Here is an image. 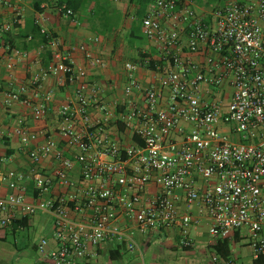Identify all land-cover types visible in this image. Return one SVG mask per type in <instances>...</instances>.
Segmentation results:
<instances>
[{"label": "built area", "instance_id": "built-area-1", "mask_svg": "<svg viewBox=\"0 0 264 264\" xmlns=\"http://www.w3.org/2000/svg\"><path fill=\"white\" fill-rule=\"evenodd\" d=\"M192 5L152 0L145 9L141 30L162 64L145 86L133 74L136 64L125 62L123 91L134 97L116 118L138 141L118 143L90 116V104L105 107L87 93L85 68L64 54L30 78L35 92L49 74L59 85H75V100L57 107L56 138L43 130V141L28 149L32 162L43 158V171L29 174L35 196L27 199L22 173L10 169L2 177L10 191L0 196L1 228L35 213L51 219L50 233L35 245L44 261L79 264L113 243L131 251L136 233L168 228L181 247H191L190 230L201 221L214 240L238 235L253 258L264 254V0H217L211 25ZM57 7L73 13L65 3ZM49 44L56 47V39ZM85 58L103 64L88 52ZM205 87L212 98L203 97ZM25 89L22 83L7 89L3 103L21 100ZM22 101L39 119L52 92ZM15 131L24 145L37 137L23 126Z\"/></svg>", "mask_w": 264, "mask_h": 264}, {"label": "crops", "instance_id": "crops-1", "mask_svg": "<svg viewBox=\"0 0 264 264\" xmlns=\"http://www.w3.org/2000/svg\"><path fill=\"white\" fill-rule=\"evenodd\" d=\"M10 1L9 6L0 2V196L10 191L8 179L2 177L8 170L13 169L25 176L26 197L31 200L35 192L29 174L35 167L43 171V158L38 163L32 162L28 156V149L43 141V130L56 138L57 107L61 103L75 100V85H59L56 77L49 74L39 80L35 92L29 83L30 78L54 61L57 53L64 54L73 66L84 67L87 93L92 101H98L105 107L102 110L90 104L87 108L90 116L102 120L115 141L127 144L132 140L130 133L124 129L119 130L116 125L117 112L134 97L125 95L123 91L128 74L124 64L128 61L135 63L133 74L146 86L154 82L157 71L149 70L140 64L142 55L148 54L158 62L157 66L162 62L158 47L148 40L141 30L142 15L152 0H86L81 7H77L81 0H68L70 4H74L70 16L63 15L58 9L60 0ZM203 2L204 0H193L192 6L197 14L203 17L205 23L211 25L213 18L209 9L212 5L206 2L202 5ZM28 19H34L41 29L54 34L56 47L50 46L49 50L48 46L37 45L24 49L27 42L20 37ZM183 26V36L186 37L188 28ZM4 28L5 31H2ZM15 50H19L20 53H15ZM85 52L100 58L103 64L94 66L88 64ZM194 58L200 61L202 57L196 54ZM19 83L26 86L21 94V100L13 101L10 106H6L3 103L4 92ZM204 89L203 97L212 98L207 87ZM47 91L52 92L50 109L44 117L34 119L31 104L25 103L22 99L33 103ZM19 126L36 132L37 137L28 145H24L21 136L15 131ZM37 214L40 215L39 213L28 215L26 229L33 227ZM48 224L46 234L51 231V219ZM4 231L3 229L2 234L0 233V238ZM149 236L157 240L164 237L165 248L151 247ZM190 237L193 245L190 249H183L178 243L176 230L172 228L152 230L147 234L136 233L135 248L128 251L121 245L117 260L124 255L128 256L132 251L142 255L140 246H147L148 260L151 264H224L223 261L215 263L208 258V255L212 254L211 245L216 240L209 235L204 221L192 227ZM229 239L232 264H251L253 256L250 247L238 235ZM116 246L114 243L104 245L98 255L106 251L111 258L109 253ZM91 260L92 258L80 261L79 264H88ZM112 260H109V264Z\"/></svg>", "mask_w": 264, "mask_h": 264}, {"label": "rangeland", "instance_id": "rangeland-1", "mask_svg": "<svg viewBox=\"0 0 264 264\" xmlns=\"http://www.w3.org/2000/svg\"><path fill=\"white\" fill-rule=\"evenodd\" d=\"M215 1L216 0H204L202 5H204L205 2L213 5ZM232 136L236 138L235 135ZM48 221L50 222L48 216L37 214L33 227L18 231L14 238L11 235L7 236L6 240L0 238V264H52L49 260L44 261V257L42 258V255H40L34 248V245H36L40 239L46 235V227H49ZM1 232H3V228L0 227V233ZM148 240H150L151 247H157L158 249L165 248L164 237L157 240L154 237L149 236ZM13 242L17 245V247L13 245ZM147 249V246H140V252L142 255H139L138 252L132 251L128 256H122L120 260H112L108 257V253L104 251L101 255L92 258L88 264H109V260H112L111 264H151L148 260ZM212 255L213 253L208 255V258L212 262L220 263L223 261L221 259H217L215 261L212 260ZM224 264L226 263L224 262Z\"/></svg>", "mask_w": 264, "mask_h": 264}, {"label": "trees", "instance_id": "trees-1", "mask_svg": "<svg viewBox=\"0 0 264 264\" xmlns=\"http://www.w3.org/2000/svg\"><path fill=\"white\" fill-rule=\"evenodd\" d=\"M217 1V0H216ZM84 2L86 0L79 1L77 7L83 6ZM58 3H65L67 7L71 8L74 7V4H70V1L68 0H60ZM144 15V14H143ZM142 15V17H143ZM142 20V18H141ZM21 39L27 42V45H25L23 48H30L32 46L42 45L45 47H49L50 50V44L49 41L52 38H55V35L45 31L41 30L40 26L34 21V19H28L25 23V27L23 29V33L21 34ZM141 65H143L145 68L149 70H157V63L155 60L150 58L148 54H143L141 58ZM67 62V61H66ZM161 63V62H160ZM116 125L119 130H123L124 124L120 122L119 120H116ZM132 139L134 141H138V138L136 136H133ZM27 216L21 218V219H14L10 225L7 227H4V235L1 237V239L6 240L7 236L11 235L13 238L16 236L18 231L22 229L28 228L27 226ZM17 247L16 244H14ZM231 241L229 238H218L216 241L211 245V251L213 254L218 255L219 259L223 260L226 264H231V250H230ZM121 244H117L115 249L111 250L109 253V256L112 259H117L120 255L119 249ZM124 247V246H123ZM35 248V246H34ZM183 249H190V247H182ZM36 249V248H35ZM251 264H264V254L259 255L256 258L252 259Z\"/></svg>", "mask_w": 264, "mask_h": 264}]
</instances>
